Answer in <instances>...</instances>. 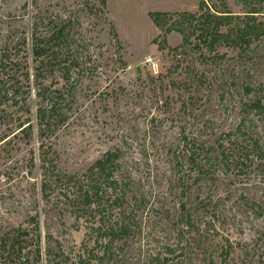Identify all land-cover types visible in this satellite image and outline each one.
Wrapping results in <instances>:
<instances>
[{
    "label": "rangeland",
    "instance_id": "obj_1",
    "mask_svg": "<svg viewBox=\"0 0 264 264\" xmlns=\"http://www.w3.org/2000/svg\"><path fill=\"white\" fill-rule=\"evenodd\" d=\"M198 3L0 0L3 87L14 72L28 95L35 35L55 37L58 56L44 84L59 89L61 115L42 146L31 74L30 110L19 102L0 117V237L27 229L32 264H55L47 247L85 245L92 264H264V38L247 51L208 50L196 34L181 46L172 31L161 48L150 13L173 20ZM228 6L243 13L237 0ZM26 116L33 130L19 132ZM102 169L116 186L103 189L104 199L115 196L104 221L126 229L110 243L97 230L107 214L91 217L75 198ZM20 261L0 248V264Z\"/></svg>",
    "mask_w": 264,
    "mask_h": 264
},
{
    "label": "trees",
    "instance_id": "obj_2",
    "mask_svg": "<svg viewBox=\"0 0 264 264\" xmlns=\"http://www.w3.org/2000/svg\"><path fill=\"white\" fill-rule=\"evenodd\" d=\"M208 1L199 0L197 11L177 13V18L173 20L171 19L173 16L167 12H151L150 16L153 22L156 26L161 27L164 33L160 47L163 48L166 46V35L172 31H176L183 36L181 46L185 45L188 41L190 42V37L196 34L198 38L196 43L197 47H205L208 50H214L218 45H224L247 51L251 49V45L256 39L264 38V0H237L242 6V14H233L228 6V0H220L219 6L209 5ZM34 38L35 41L32 45L31 52L37 64L33 67V74L29 73L28 68H26L23 75L27 84L28 95H20L19 88L21 84L14 77V72L11 75L7 74L8 76L5 78L6 86L3 87V83L0 82V117L6 119L13 115V111L10 109L16 108L19 102V106H24L26 111L30 110V102L29 99L27 100V97L32 96L30 92L31 74L33 77L31 83L33 86L35 84L34 97L37 101V107L35 109L36 129L42 146L44 143L42 139L47 133L54 132L56 126L55 118L61 115L59 111L62 108V97L58 93L60 92L59 89L51 90V87L44 84L45 74H51V58L58 57L51 50V40L55 37L53 38L51 35H48L39 39L35 35ZM174 49L178 50L179 47L177 46ZM14 110L16 111V109ZM15 127L20 129L19 132H32L33 124L31 117L26 116ZM102 170V179L89 182L75 198H80L81 205L86 206L82 207L83 213L91 217L102 213L107 214L101 216L103 219L101 221L99 220L97 230H99V234L107 237V242L110 243L115 236H119L118 231L122 233L126 229H122V226L118 225L117 221L114 222L111 219L109 223L104 221L106 217L108 218L110 216L109 213L112 212L113 205L115 204V196L114 199H110L111 195L104 199L103 189L111 187L116 192V186L104 169ZM60 176L61 181L64 180L66 186L71 185L72 180L75 178L74 176L65 174ZM44 188L43 185V191H45ZM28 238L29 234L27 229L21 226L16 227L5 232L0 237V248H6L10 255L13 253L18 256L21 259L20 264H32L29 260V250L25 246ZM35 238L37 243L35 257L39 260L41 253L39 236L36 234ZM47 253L53 257L55 264H92V259L96 256L94 250L89 249L86 245L82 249L72 252H66L60 246H56V250L52 247H47Z\"/></svg>",
    "mask_w": 264,
    "mask_h": 264
}]
</instances>
